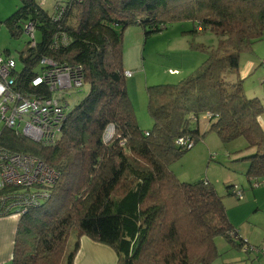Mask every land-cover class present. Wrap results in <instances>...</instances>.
<instances>
[{"label":"trees","instance_id":"1","mask_svg":"<svg viewBox=\"0 0 264 264\" xmlns=\"http://www.w3.org/2000/svg\"><path fill=\"white\" fill-rule=\"evenodd\" d=\"M183 19L213 31L218 43L193 75L148 87L153 126L145 135L126 91L117 28L138 24L148 34ZM29 22L40 39L22 51L16 89L47 95L31 85L46 56L57 65H79L87 92L68 109L53 145L1 131L0 146L59 172L49 197L18 217L10 263L73 264L80 235L113 248L118 264H211L218 236L242 248L244 239L210 182L179 181L169 166L188 149L176 139L195 143L199 120L209 112L207 127L222 141L244 137L247 147L257 148L248 157L249 182L264 177V128L258 121L264 107L245 96L239 77L240 55L264 36V0H55L50 12L40 0H19L5 24L16 36ZM57 32L66 34V45L51 46ZM109 123L122 145L118 139L102 142ZM71 229L76 238L66 252Z\"/></svg>","mask_w":264,"mask_h":264},{"label":"rangeland","instance_id":"2","mask_svg":"<svg viewBox=\"0 0 264 264\" xmlns=\"http://www.w3.org/2000/svg\"><path fill=\"white\" fill-rule=\"evenodd\" d=\"M40 3L46 11L52 10L53 0H44V3L40 0ZM18 5L19 0H0V50L7 52L15 60L16 70L20 71L23 67L21 54L30 46V37L22 30L16 36L11 35L5 24V20ZM117 30L122 37V67L132 71L130 77H125V86L135 120L140 129L150 130L153 120L147 109L148 87L176 84L193 75L205 61L208 52L217 46L218 35L209 29L201 30L190 19L171 20L160 31L148 34H144L138 24L118 27ZM34 39L39 41L38 31L34 32ZM259 42L264 45V36ZM36 69L40 71V66L37 65ZM86 92V85L77 88L74 101L83 97ZM199 121V139L171 162L169 168L179 181L196 182L207 179L221 196L227 213L231 214L233 206L245 203L248 193L251 192L252 186L246 175L250 165L248 157L256 154L258 150L256 147H247L244 137L222 141L215 131L204 125L203 120ZM113 140H116L115 137ZM232 184L243 189V199L239 200L227 192L228 186ZM249 207L246 206L248 209ZM75 238L76 231L71 229L66 252H69ZM219 238L221 236L215 238L217 255L211 264L222 263L227 254L219 249ZM248 251L252 253L250 249Z\"/></svg>","mask_w":264,"mask_h":264},{"label":"built area","instance_id":"3","mask_svg":"<svg viewBox=\"0 0 264 264\" xmlns=\"http://www.w3.org/2000/svg\"><path fill=\"white\" fill-rule=\"evenodd\" d=\"M55 11L59 14L62 8L56 7ZM23 31L30 37V46H35L33 23L25 24ZM67 42L66 34L57 32L52 37L51 46H62ZM38 65L40 71L32 77L31 85L42 86L47 95L16 89V78L20 71L16 70L15 60L0 50V134L3 128H9L16 134L47 146L54 144L68 109L75 103L74 94L77 88L82 87L83 74L79 65H57L46 56L40 57ZM123 75L130 77L132 71L124 70ZM201 118L209 122L213 115L205 112ZM144 134L148 135V132ZM114 137L121 145L124 143L116 134L114 124L109 123L102 132V142L107 144ZM176 144L191 148L194 142L183 136L176 139ZM58 176L59 172L55 168L37 157L12 152L0 146V191L7 189L0 193V218H18L28 208L40 205L49 197L48 187ZM250 184L252 187L264 185V177L253 179ZM230 190L237 199L244 198L243 189L238 185L232 184ZM243 247L264 254V244L253 246L244 240Z\"/></svg>","mask_w":264,"mask_h":264},{"label":"crops","instance_id":"4","mask_svg":"<svg viewBox=\"0 0 264 264\" xmlns=\"http://www.w3.org/2000/svg\"><path fill=\"white\" fill-rule=\"evenodd\" d=\"M54 3L55 0H53L52 6ZM259 41L253 43L251 51L243 52L240 55L239 77L242 78L245 96L256 97L264 104V87H262V81H264V47L262 46L264 45ZM258 121L264 128V111L259 115ZM203 123L204 125L208 124L205 121ZM250 189L247 201L234 205L232 213H227V217L233 229L248 244L259 246L264 244V185ZM248 205L249 209L246 208ZM17 220L18 218L15 216L0 218V264H10L11 262ZM217 243L219 249L227 252L223 262L219 264H264V254L251 253L240 246H231L223 237L219 238ZM73 264H118V261L113 248L85 235H80Z\"/></svg>","mask_w":264,"mask_h":264}]
</instances>
